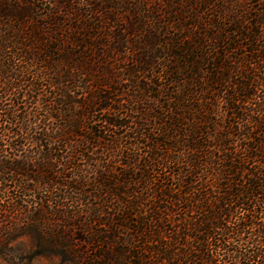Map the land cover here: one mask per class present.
<instances>
[{
    "label": "trees",
    "instance_id": "trees-1",
    "mask_svg": "<svg viewBox=\"0 0 264 264\" xmlns=\"http://www.w3.org/2000/svg\"><path fill=\"white\" fill-rule=\"evenodd\" d=\"M0 258L264 264V0H0Z\"/></svg>",
    "mask_w": 264,
    "mask_h": 264
},
{
    "label": "rangeland",
    "instance_id": "rangeland-1",
    "mask_svg": "<svg viewBox=\"0 0 264 264\" xmlns=\"http://www.w3.org/2000/svg\"><path fill=\"white\" fill-rule=\"evenodd\" d=\"M11 250H24L25 253L28 254L29 250H36L35 239L32 236L22 237L12 244ZM0 264H9V263L7 259L0 258ZM24 264H54V262H52L49 259L43 258V259H37L31 261L29 263L27 261Z\"/></svg>",
    "mask_w": 264,
    "mask_h": 264
}]
</instances>
